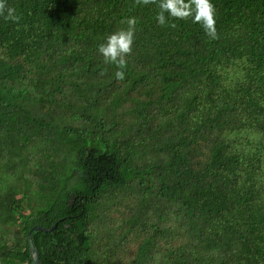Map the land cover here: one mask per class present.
Returning a JSON list of instances; mask_svg holds the SVG:
<instances>
[{"label": "trees", "instance_id": "1", "mask_svg": "<svg viewBox=\"0 0 264 264\" xmlns=\"http://www.w3.org/2000/svg\"><path fill=\"white\" fill-rule=\"evenodd\" d=\"M211 2L218 40L135 0H6L0 264L56 224L41 264H264V0ZM131 17L120 81L98 48Z\"/></svg>", "mask_w": 264, "mask_h": 264}, {"label": "clouds", "instance_id": "2", "mask_svg": "<svg viewBox=\"0 0 264 264\" xmlns=\"http://www.w3.org/2000/svg\"><path fill=\"white\" fill-rule=\"evenodd\" d=\"M135 4L156 5L159 9L156 21L161 27L169 21L191 19L193 23L201 25L206 36L211 40L219 39L215 5L211 0H135ZM0 17L14 23H18L20 19L16 15L15 8L9 7L6 0H0ZM122 23H126L127 28L107 36L106 42L98 48L105 64H113L120 69L116 72V78L120 81L125 79L123 69L127 66V57L132 54L137 20L131 17ZM171 26L176 27V24L172 23ZM104 74V72L101 73V75Z\"/></svg>", "mask_w": 264, "mask_h": 264}, {"label": "water", "instance_id": "3", "mask_svg": "<svg viewBox=\"0 0 264 264\" xmlns=\"http://www.w3.org/2000/svg\"><path fill=\"white\" fill-rule=\"evenodd\" d=\"M57 226H58V224L54 225L51 229H46L43 227H34L30 231V233L28 235V240H29V248H30V252H31L32 260H33L32 264H41L39 252H38L37 248L35 247V244H34V241L32 238L33 232L51 233L57 228Z\"/></svg>", "mask_w": 264, "mask_h": 264}]
</instances>
